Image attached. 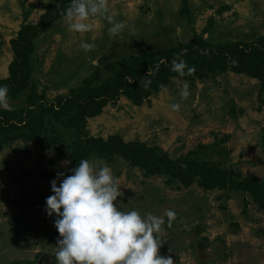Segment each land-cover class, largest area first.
Returning <instances> with one entry per match:
<instances>
[{
	"label": "rangeland",
	"instance_id": "1",
	"mask_svg": "<svg viewBox=\"0 0 264 264\" xmlns=\"http://www.w3.org/2000/svg\"><path fill=\"white\" fill-rule=\"evenodd\" d=\"M70 3L0 0V86L12 108H0V264H58L62 237L46 198L57 173L82 159L111 168L121 211L164 217L159 254L174 264H264V79L255 74L264 72V0H108L107 16L125 24L117 36L100 15L91 31L70 30ZM52 5L59 15L45 28ZM173 59L194 71L180 76ZM156 72L164 83H148L140 100L107 95ZM116 137L189 173L82 153Z\"/></svg>",
	"mask_w": 264,
	"mask_h": 264
},
{
	"label": "clouds",
	"instance_id": "2",
	"mask_svg": "<svg viewBox=\"0 0 264 264\" xmlns=\"http://www.w3.org/2000/svg\"><path fill=\"white\" fill-rule=\"evenodd\" d=\"M49 0H45V3ZM108 0H71L66 15L69 28L75 32L91 31L92 16H107ZM109 33L117 36L125 29L123 22L107 16ZM89 51L94 43L83 42ZM159 68V65L156 66ZM191 74L194 69L186 61L173 59L171 70L180 76ZM150 74V70H149ZM189 85L184 84L181 96L187 98ZM9 89L0 86V108L11 111ZM171 108L178 111L179 104ZM72 174L57 173L51 181L54 193L46 198L45 211L55 216L54 224L62 239L58 240V264H174L173 259L159 254L165 242L161 238L164 217L151 213L142 216L137 210L121 211L116 203L123 193L121 185L107 164H97L82 159L71 169ZM167 226L177 218L173 209L166 212Z\"/></svg>",
	"mask_w": 264,
	"mask_h": 264
},
{
	"label": "trees",
	"instance_id": "3",
	"mask_svg": "<svg viewBox=\"0 0 264 264\" xmlns=\"http://www.w3.org/2000/svg\"><path fill=\"white\" fill-rule=\"evenodd\" d=\"M51 10L55 13L56 10H58V6H56V5L51 6L50 12L47 13V16H46L47 26L45 28H47L49 24H51L54 20H56L57 15H59L57 13L55 16H54V13H52V15H51ZM163 53L167 54V53H169V50H164ZM156 55L157 54H155L152 57V59L155 58ZM252 58L253 57L251 55L248 56L247 54H245V60L246 61L250 62ZM141 60H142V58H141ZM148 60L149 59H146L143 62L141 61L140 64H142L144 67H146V64L152 63V60H149V61ZM155 61L158 62L159 59L155 58L153 60V62H155ZM133 63L134 62H131V64H133ZM136 65H135V69H136ZM255 74L264 79V72H263L262 68L257 67ZM156 75H157V72L154 76H148L149 79L148 80L146 79L142 83L137 82L136 84H133V85L130 84L129 89H127V88L125 89V86H123V84L120 83L119 86L117 88H115L114 90H112V91L109 90L107 95L108 96L114 95V94H116L117 89L118 90L124 89V91L128 90L127 94H129V96L133 100H140L142 95L144 94L146 88H148V83H150L153 87H157L158 85L164 83V78H160L158 80V82H155V79L157 78ZM160 76H162V75H160ZM101 107L97 110H91L90 112L87 111V113L89 115L98 114ZM82 153L85 155H91V154L96 153L102 157H111V156H114L116 154L122 155L127 160L132 162L133 164H142V165H144V167L150 168V170H151L150 173H152V174H155V173L164 174V172L166 173L168 170H170V168H175L174 171L176 170V172H174V173H176L177 175H180L182 177L189 173L187 169L180 167L179 165H177L175 162H173L169 158H166V157L164 158V156H159V155L156 156L154 149H152L151 147H149L145 144H140V143H132V144L127 143V144H125L120 137L112 138L108 141L95 140L92 143L86 145L84 147ZM171 179H173V177Z\"/></svg>",
	"mask_w": 264,
	"mask_h": 264
}]
</instances>
